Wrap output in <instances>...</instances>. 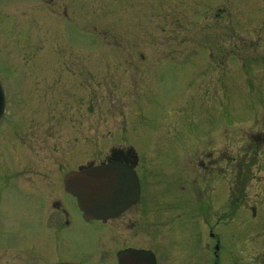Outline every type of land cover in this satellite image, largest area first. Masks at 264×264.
Returning a JSON list of instances; mask_svg holds the SVG:
<instances>
[{"label": "rangeland", "instance_id": "obj_1", "mask_svg": "<svg viewBox=\"0 0 264 264\" xmlns=\"http://www.w3.org/2000/svg\"><path fill=\"white\" fill-rule=\"evenodd\" d=\"M0 76V264L35 253L31 231L48 255L55 226L33 210L65 218L56 170L113 148L137 152L143 192L76 224L84 259L114 264L106 250L131 242L159 264H264V0H0Z\"/></svg>", "mask_w": 264, "mask_h": 264}, {"label": "water", "instance_id": "obj_2", "mask_svg": "<svg viewBox=\"0 0 264 264\" xmlns=\"http://www.w3.org/2000/svg\"><path fill=\"white\" fill-rule=\"evenodd\" d=\"M3 111L4 93L0 82V116ZM66 188L77 197L86 220L115 217L134 204L140 193L135 174L117 163L96 167L79 175L70 174ZM128 257L131 264H156L152 254L131 252Z\"/></svg>", "mask_w": 264, "mask_h": 264}, {"label": "flooded vegetation", "instance_id": "obj_3", "mask_svg": "<svg viewBox=\"0 0 264 264\" xmlns=\"http://www.w3.org/2000/svg\"><path fill=\"white\" fill-rule=\"evenodd\" d=\"M64 210H66V209H64ZM67 211V210H66ZM1 257V256H0Z\"/></svg>", "mask_w": 264, "mask_h": 264}]
</instances>
